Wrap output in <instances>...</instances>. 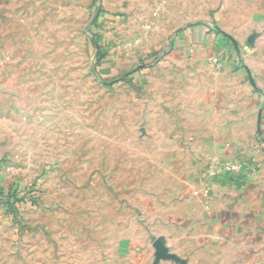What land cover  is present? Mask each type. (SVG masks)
<instances>
[{
  "label": "rangeland",
  "instance_id": "obj_1",
  "mask_svg": "<svg viewBox=\"0 0 264 264\" xmlns=\"http://www.w3.org/2000/svg\"><path fill=\"white\" fill-rule=\"evenodd\" d=\"M162 5L0 0V182L17 192L0 197V264H119L192 166L197 89L150 47Z\"/></svg>",
  "mask_w": 264,
  "mask_h": 264
},
{
  "label": "crops",
  "instance_id": "obj_2",
  "mask_svg": "<svg viewBox=\"0 0 264 264\" xmlns=\"http://www.w3.org/2000/svg\"><path fill=\"white\" fill-rule=\"evenodd\" d=\"M162 4L150 47L197 89L206 137L168 205L120 239L119 264H264V0Z\"/></svg>",
  "mask_w": 264,
  "mask_h": 264
},
{
  "label": "trees",
  "instance_id": "obj_3",
  "mask_svg": "<svg viewBox=\"0 0 264 264\" xmlns=\"http://www.w3.org/2000/svg\"><path fill=\"white\" fill-rule=\"evenodd\" d=\"M99 17V16H98ZM98 17L97 19L95 20L97 22L98 20ZM102 56L104 57L105 55V51L103 49H101V47H98V56ZM153 56V55H152ZM154 56H156V53L154 52ZM2 184V183H1ZM12 190V186H8L7 188H5L3 185H0V197H3V195H8V194H14L16 192V190L14 189L13 190V193L11 192ZM17 193V192H16ZM3 203V202H2ZM5 203V202H4ZM6 203H9V201H7ZM7 206V204H6Z\"/></svg>",
  "mask_w": 264,
  "mask_h": 264
},
{
  "label": "built area",
  "instance_id": "obj_4",
  "mask_svg": "<svg viewBox=\"0 0 264 264\" xmlns=\"http://www.w3.org/2000/svg\"><path fill=\"white\" fill-rule=\"evenodd\" d=\"M240 167H238V165H228L226 166V169L229 171H235L238 170Z\"/></svg>",
  "mask_w": 264,
  "mask_h": 264
},
{
  "label": "water",
  "instance_id": "obj_5",
  "mask_svg": "<svg viewBox=\"0 0 264 264\" xmlns=\"http://www.w3.org/2000/svg\"><path fill=\"white\" fill-rule=\"evenodd\" d=\"M99 12H100V7H98V9H97L96 14H95V16H94V19L97 18ZM92 72H93V74L97 77L96 72H95L93 69H92ZM101 83H102L103 85L108 84V83H104V82H101Z\"/></svg>",
  "mask_w": 264,
  "mask_h": 264
}]
</instances>
